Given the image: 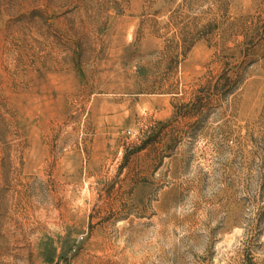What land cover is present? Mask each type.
I'll list each match as a JSON object with an SVG mask.
<instances>
[{"label": "rangeland", "instance_id": "rangeland-1", "mask_svg": "<svg viewBox=\"0 0 264 264\" xmlns=\"http://www.w3.org/2000/svg\"><path fill=\"white\" fill-rule=\"evenodd\" d=\"M0 264H264V0H0Z\"/></svg>", "mask_w": 264, "mask_h": 264}]
</instances>
